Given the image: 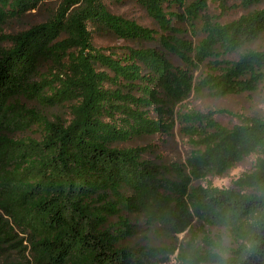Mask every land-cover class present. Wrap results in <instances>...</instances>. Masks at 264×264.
Masks as SVG:
<instances>
[{"label": "trees", "instance_id": "trees-1", "mask_svg": "<svg viewBox=\"0 0 264 264\" xmlns=\"http://www.w3.org/2000/svg\"><path fill=\"white\" fill-rule=\"evenodd\" d=\"M133 1L156 27L107 0H0V255L17 252L0 264H207L196 241L215 208L259 206L241 192L264 184V112L227 125L184 102L264 89V0ZM232 7L245 11L224 20ZM176 126L184 160L147 140ZM250 155L231 192L201 187ZM261 238L245 264H264Z\"/></svg>", "mask_w": 264, "mask_h": 264}, {"label": "clouds", "instance_id": "clouds-1", "mask_svg": "<svg viewBox=\"0 0 264 264\" xmlns=\"http://www.w3.org/2000/svg\"><path fill=\"white\" fill-rule=\"evenodd\" d=\"M253 160L254 156L250 155L246 162L236 161L222 174L204 176L201 187L206 192H231ZM241 196L260 204L245 211L243 203L229 200L215 208L214 220L206 230V236L196 241V247L203 249L208 256L207 264H245L259 249L264 234V184L245 189ZM173 264L183 262L176 260Z\"/></svg>", "mask_w": 264, "mask_h": 264}, {"label": "rangeland", "instance_id": "rangeland-1", "mask_svg": "<svg viewBox=\"0 0 264 264\" xmlns=\"http://www.w3.org/2000/svg\"><path fill=\"white\" fill-rule=\"evenodd\" d=\"M209 2L212 10H215L216 4L212 3L211 0ZM107 3L109 4L110 9L116 13L123 14L129 18H134L139 23L145 25L157 26L153 19L147 14L145 9L133 0H122L121 2L107 0ZM244 11L245 10L242 7H232L225 12L223 19L228 20L235 18ZM45 18V10H41L28 15L22 20L10 22L4 27V30L7 32L17 31L30 26L31 23L41 21ZM93 36L96 45L106 46L133 43L132 41L124 40L108 33H99L94 31ZM184 103L187 107H195L199 109L224 108L225 111L218 113L217 118L224 124L232 125L238 121L237 113L253 114L264 112V89L256 92H246L238 95L231 94L219 97L209 95H193ZM49 111L53 113H63V109L59 106L50 108ZM147 140L157 143V153L163 154L168 159L184 160L190 150V145L188 144L186 137L179 132L177 126L175 128V134L171 137L166 138V136L162 137L160 135H155L149 137ZM248 157H246L242 162H246ZM254 160L249 164L248 170L251 169ZM181 236H183V234H181ZM7 257L9 259L17 257V252L14 248H8L3 251L0 255V262L4 261Z\"/></svg>", "mask_w": 264, "mask_h": 264}]
</instances>
